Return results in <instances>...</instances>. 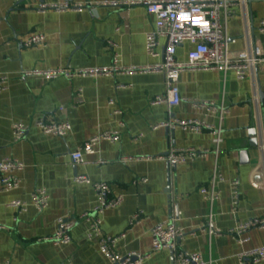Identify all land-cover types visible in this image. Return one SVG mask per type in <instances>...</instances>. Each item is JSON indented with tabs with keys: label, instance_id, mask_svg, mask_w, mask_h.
<instances>
[{
	"label": "crops",
	"instance_id": "obj_1",
	"mask_svg": "<svg viewBox=\"0 0 264 264\" xmlns=\"http://www.w3.org/2000/svg\"><path fill=\"white\" fill-rule=\"evenodd\" d=\"M55 1L0 0V74L8 77L7 89L0 93V158H13L25 166L18 174L20 188L0 192V264H111L97 239L88 240L90 223L81 217L92 212L98 200L91 185L75 182L78 176H86L92 183L106 182L112 196L124 197L122 206L102 216L101 226L103 235L119 238L116 251L120 256L135 253L145 256L143 264H173L170 251H152L151 235L156 225L171 220L184 232L182 250L201 253L213 264H240L241 254L263 248L264 229L249 231L243 244L231 232L241 224L264 220V191L253 184L263 179L254 176L260 154L258 148L250 146L249 136L251 130H257V111L264 129V66L257 76L258 110L250 79L239 81L233 71L182 75L179 89L183 98L224 104L228 113L221 123L223 143L218 156L210 154L173 168L156 158L167 156L172 149L213 151V135L160 126L191 119H205L215 126L219 122L204 118L189 103L172 111L166 104L153 105L154 99L165 98L163 75L55 80L24 75L28 71L161 63L162 57L150 58L146 53L145 38L155 28V17L144 6L99 5L144 0H68L84 8L79 12L40 11L41 6ZM230 9L226 23L230 51L245 49L247 30L264 51V35L258 33L264 20V2L246 0ZM244 12L246 17H242ZM34 34L44 35L45 45L25 48L23 42ZM163 46L164 41L160 53ZM190 50V44L180 46L177 59L187 61ZM117 86L126 88L117 90ZM40 120L47 124L67 122L72 130L64 139L46 135L37 125ZM18 123L28 127L21 141L14 138ZM104 132H118L120 139L115 143L101 141L95 155L84 157L85 164H74L71 154ZM215 169L225 182L219 186L220 200L210 205L200 189L210 184ZM234 182L239 183L236 206ZM37 189H45L49 196L43 211L31 201ZM15 201L24 202L26 211L11 208ZM138 211L143 217L139 224L131 225ZM60 219L77 221L69 245L56 246L51 241ZM209 220L221 235L209 237Z\"/></svg>",
	"mask_w": 264,
	"mask_h": 264
},
{
	"label": "built area",
	"instance_id": "obj_2",
	"mask_svg": "<svg viewBox=\"0 0 264 264\" xmlns=\"http://www.w3.org/2000/svg\"><path fill=\"white\" fill-rule=\"evenodd\" d=\"M246 0H144L141 2H104L99 4L103 7L126 8L135 5H142L148 14L155 17V28L146 35V53L150 58L162 57V62L156 65L145 67H119L92 68L83 70H46L28 71L26 77L40 76L47 80H55L60 77L73 79L97 78L101 76H115L116 74H161L166 83L165 98H156L153 105L166 104L170 111L180 106L182 103H189L195 112L201 113L204 118H216L219 126H215L205 119L178 120L172 124H164L160 127H180L184 131L194 133L210 132L213 135V151L199 150L194 148L172 149L165 157L156 158L164 160L171 167L176 168L188 161L205 159L210 154L218 156L223 143L221 123L228 113L224 104L214 101H193L183 98L180 94L179 84L181 77L186 72L191 71H219L222 73L235 72L239 81L250 79L254 94L253 103L258 110L260 107V96L258 91L257 76L258 71L264 66V51L254 34L247 30L244 35L245 49L240 52H231L229 49V37L227 35V19L231 16V7L235 4H244ZM263 1L264 0H256ZM84 8L80 3L68 0H56L54 3L41 6L40 11L57 12H79ZM242 17H246L245 12ZM246 19V18H245ZM258 33L264 35V20L260 22ZM164 41L163 52L160 53L162 42ZM46 43V37L42 34H34L28 37L23 45L25 48L42 47ZM184 44H190L191 50L188 53L187 61L181 62L177 59V50ZM8 77L0 74V93L7 89ZM125 86H117V90L125 89ZM79 97H81L79 95ZM111 106L115 101L111 100ZM258 125V151L260 162L254 172V176L263 178L260 182L253 184L264 191V129L260 124L257 111ZM38 127L46 134L58 138H66L72 127L69 123H51L43 121L37 122ZM159 126H156L158 128ZM28 132V127L22 123L14 125V138L16 141L23 140ZM120 139L118 132H104L85 142L81 148L71 154V159L76 165L86 163L84 157L96 154V147L101 141L115 143ZM151 160V158H147ZM104 164L103 161L99 162ZM24 164L13 158H0V192H12L18 190L21 179L18 174L24 170ZM78 184L91 185L97 195L98 203L94 210L84 214L81 219L90 223L88 240L97 239L101 253L111 262V264H143L145 256L141 254H130L120 256L116 249L119 238L105 236L102 234V216L112 209L119 208L124 202L122 195L112 196L111 187L106 182L92 183L86 176L75 178ZM147 182V180H143ZM225 182L223 175L215 169L208 186L202 187L200 193L204 200L213 205L220 200L221 191L219 186ZM238 182L233 183L235 188L234 203L237 205ZM32 204L43 211L49 203V196L45 189H37L31 195ZM11 208L18 212L26 211V204L15 201L10 204ZM143 212H136L131 218V225L140 223ZM207 233L209 237L218 236L222 233L215 230L209 220ZM77 225L76 220L60 219L58 229L51 241L56 246L69 245L72 242L71 232ZM253 229H264V220H253L239 225L231 233L236 237L239 244L246 242L245 235ZM152 251H170L173 254V264H213L210 259H206L201 253H190L182 250L181 240L184 232L171 220L156 225L152 231ZM240 264H260L264 262V247L251 250L239 256Z\"/></svg>",
	"mask_w": 264,
	"mask_h": 264
},
{
	"label": "water",
	"instance_id": "obj_3",
	"mask_svg": "<svg viewBox=\"0 0 264 264\" xmlns=\"http://www.w3.org/2000/svg\"><path fill=\"white\" fill-rule=\"evenodd\" d=\"M262 100H264V98H262ZM263 106H264V101H263ZM250 136V146L252 148H258L259 146V142H258V136H257V131L256 130H251V132L249 133Z\"/></svg>",
	"mask_w": 264,
	"mask_h": 264
}]
</instances>
